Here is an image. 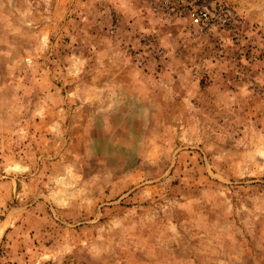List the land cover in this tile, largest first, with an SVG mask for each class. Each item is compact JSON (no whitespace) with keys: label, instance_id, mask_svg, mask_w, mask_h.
Returning <instances> with one entry per match:
<instances>
[{"label":"rangeland","instance_id":"374dc122","mask_svg":"<svg viewBox=\"0 0 264 264\" xmlns=\"http://www.w3.org/2000/svg\"><path fill=\"white\" fill-rule=\"evenodd\" d=\"M0 264H264V0H0Z\"/></svg>","mask_w":264,"mask_h":264},{"label":"built area","instance_id":"2783aa9c","mask_svg":"<svg viewBox=\"0 0 264 264\" xmlns=\"http://www.w3.org/2000/svg\"><path fill=\"white\" fill-rule=\"evenodd\" d=\"M177 3H181L182 0H174ZM187 18L194 27L199 30L206 31L212 26L219 24L221 21H225L222 10H216L214 8L209 9L207 7H200L189 5L186 10Z\"/></svg>","mask_w":264,"mask_h":264}]
</instances>
